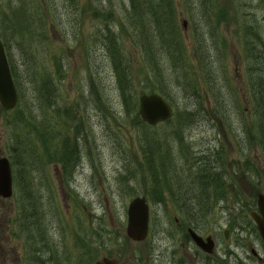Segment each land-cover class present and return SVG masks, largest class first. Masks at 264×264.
<instances>
[{
    "label": "rangeland",
    "instance_id": "374dc122",
    "mask_svg": "<svg viewBox=\"0 0 264 264\" xmlns=\"http://www.w3.org/2000/svg\"><path fill=\"white\" fill-rule=\"evenodd\" d=\"M149 1H136L135 15L131 0H0V37L23 98L32 104L27 115L46 118L48 132L43 133L46 142H53L41 145L36 133L23 131L33 154L23 162L26 179L23 168H18L13 196L0 198V264L6 258L7 264H94L107 256L119 264H264V241L251 217L258 194L264 193L259 149L249 147L247 154L258 175L242 170V151L235 146L233 133L222 132L200 110L183 129L187 142L183 150L172 131L178 128H172L174 122L148 129L158 143L152 147L153 157L138 143L143 130L137 122L142 119L140 96L159 93L149 91V84L157 83L148 76V61L133 41L134 29L143 32L146 26L139 16L153 14L149 7L155 2ZM173 4L184 47L177 63L188 68L187 78L202 90L205 107L215 106L204 91L208 78L196 57V46H206L204 56L226 75L219 84L237 89L228 99V120L242 137V115L249 122L253 104L247 74L252 61L243 23L259 21L264 37V0H173ZM219 5H230V13L215 25ZM23 16L26 24L20 23ZM132 17L138 18L139 26H133ZM116 48L132 61L130 67L121 66L126 76L134 77L126 90L128 103L118 85L112 53ZM156 62L171 63L167 53ZM178 75L179 82L186 83L187 78L176 72L167 76L168 81L173 83ZM46 77L52 80L53 92L44 98L40 88ZM167 91L171 98L167 101L176 111L186 106L196 110L187 88L168 86ZM7 118L12 112L4 115L0 103V156L9 157L21 131ZM67 135L77 141L79 158L69 176L56 157L57 146L61 149ZM217 150L226 156L225 164L222 158L211 159L216 170L229 171L230 192L217 197L213 186L211 212L196 215L192 225L205 239L215 238L216 248L208 253L191 240L187 233L191 218L181 214L173 192L179 179L191 181L190 167L199 164L195 157L209 162ZM137 196L147 197L151 207L150 232L142 241L126 232L128 205Z\"/></svg>",
    "mask_w": 264,
    "mask_h": 264
},
{
    "label": "trees",
    "instance_id": "16d2710c",
    "mask_svg": "<svg viewBox=\"0 0 264 264\" xmlns=\"http://www.w3.org/2000/svg\"><path fill=\"white\" fill-rule=\"evenodd\" d=\"M136 1L131 0V9L132 12L136 15V11L139 10L136 5ZM149 2H155V4L151 5L149 8L153 11L152 16L144 15L145 18L139 16L142 20V26H145V30L143 32H138L134 29L133 41L136 47L144 52L146 57V67L148 68V76L153 77L154 81L157 83V86L154 87L153 84H149V91H159L167 100L171 99L170 94L167 91L168 86H180L187 88L188 94L191 97H194V108L196 110H189L188 106L184 108L183 111H176L172 118L167 120L165 123L174 122L172 128H176L172 130L175 134V140L178 142L182 150L183 146L187 143L183 136V129L186 126L189 120H193L196 116H198V111H203L205 118L208 121H212L213 125L219 127L222 132H226L229 135H232L235 141V146L242 151V159L243 169H248L251 171V174L258 175V170H254L253 164L254 162L250 160L248 157V149H259L261 151V155L264 161V37L262 34V24L259 21H256L254 24L243 23L245 26V35L243 38L246 40L245 44L249 46L248 52L249 61H252V65L248 66L247 74L249 78V91L252 99V109H251V119L250 121H245L244 116L242 115L241 120V132L244 133L242 137H239V134L234 129V125L231 124V113L228 111V99L229 96L234 95L237 92V89L233 90L229 85L219 84L221 81H226V75L223 70H217L213 68L212 62L204 56V51L206 46L203 44L196 46V57L199 59V66L201 72L208 78L207 86L205 90L209 99L214 101L215 106H211L210 108L205 107L203 100L201 98L202 90L198 86H193L191 81L187 78L188 68H183V64H178V60L181 55L184 53L183 41L181 40L180 34L178 38L179 28L177 26L176 20H174L175 8L173 4V0H150ZM148 2V3H149ZM230 5L226 6H218V12L220 13L219 18L215 21V25L218 24L222 20H226L228 14L230 13ZM234 12L235 8L233 6ZM156 10V12H155ZM214 14V11H213ZM28 18L23 16L21 24H26ZM133 26H139L140 21L137 17H132ZM258 20V19H257ZM213 30V28H212ZM211 30V31H212ZM251 38L252 41H248ZM179 40V41H178ZM204 48V49H203ZM113 58H115V65L117 67L118 72V85L119 89L122 93V97L126 100V90L128 85L134 81L133 76H126L125 70L121 69L122 65L127 67L131 66V58L129 55L123 53V50L116 48L112 51ZM116 53V56H115ZM129 53V52H128ZM167 53L168 60L171 62L168 65L158 63L156 60L159 57H162L163 54ZM153 59L154 62L150 61ZM10 60V59H9ZM253 62H255L256 66H253ZM11 70L14 79H16V72L10 62ZM223 71V72H222ZM176 73H181L183 79L186 80V83L179 82L178 75L174 82H169L167 76ZM222 72V74H220ZM213 76H215L213 78ZM213 78V79H212ZM16 82L17 89L20 93L19 101L17 106L11 110L12 118L8 119L10 124L14 126H18L20 128L21 133H19L18 139L15 141V146L12 147V151L9 152V158L12 163L14 179H16V174L18 168H23L24 178L26 179V165L23 163L24 159H29L32 157L33 152L29 151L28 148L32 146L30 139L25 137L26 133H23L24 129L29 128L30 133H36L37 140L41 145L44 143L52 146L53 142H46L45 132H48L46 127V118L43 116L42 118H38L34 113L32 116L27 115V113H32V104L28 102L27 99L23 98L22 92ZM179 82V83H178ZM52 80L48 77L44 80L43 87L40 88V94L44 98L52 95ZM192 89V90H190ZM145 91V89H144ZM24 99V100H23ZM128 100V99H127ZM126 100V102H127ZM44 102V101H43ZM128 103V102H127ZM170 103H172L170 101ZM126 105V104H125ZM227 105V106H226ZM42 107V106H41ZM191 108V106H190ZM10 110H6L3 108L4 115H7V112ZM8 122V123H9ZM138 123L143 126V130L139 131L138 143H140V147L144 149L148 157H153L152 147L158 144L154 141V139L150 138L148 133V129L150 130L151 126L148 125L145 121L138 118ZM240 123V122H239ZM160 125V124H158ZM43 131H45L43 133ZM173 133H171L173 135ZM232 139V138H231ZM191 147V146H189ZM56 156L64 167V173L66 176L72 174V171L76 164L79 162L78 158V143L77 141H72L68 138V135L64 138L62 147L60 149L57 146ZM206 151V150H205ZM221 151V150H220ZM217 150L214 154H210L209 162L203 156H192L195 157L198 165H194L190 167V176L191 181H185L184 179H179L176 183L179 184L176 189H174L175 199L178 203L181 214H183L187 218H191V226L195 224L194 217L198 214L206 216L209 214L212 208V202L214 196L212 195L211 188L214 186L217 187L216 196H221L222 191L227 193L230 192V185L227 184L226 176L230 173L224 168L222 171L216 170V166L213 165V160L211 157H214L216 161L222 158V162L226 161V156L220 153ZM192 153V151H191ZM190 154V150L188 151ZM150 158L146 161L148 162ZM220 161V164L222 163ZM152 163V159H151ZM223 166V163L221 164ZM225 167V166H224ZM30 171V170H28ZM242 171L240 174H243ZM234 174H239L237 171H234ZM251 175V176H253ZM226 179V180H225ZM189 187V189H184V187ZM215 190V189H214ZM213 190V191H214ZM151 198H154L153 196Z\"/></svg>",
    "mask_w": 264,
    "mask_h": 264
},
{
    "label": "water",
    "instance_id": "95a60500",
    "mask_svg": "<svg viewBox=\"0 0 264 264\" xmlns=\"http://www.w3.org/2000/svg\"><path fill=\"white\" fill-rule=\"evenodd\" d=\"M19 93L12 75L6 49L0 38V103L11 110L16 107ZM140 114L142 119L150 125H157L172 117L173 108L170 103L159 93H145L140 96ZM13 194V171L10 159L0 156V197L7 199ZM258 210L252 211L251 216L257 224L258 231L264 241V193L258 194ZM150 206L147 198L137 196L128 205L127 235L136 241L144 240L149 231ZM188 232L198 247L205 252L212 253L215 250V240L212 236L206 239L192 227ZM228 237V231H225ZM254 255H258L255 249ZM94 264H118L117 259L104 257Z\"/></svg>",
    "mask_w": 264,
    "mask_h": 264
},
{
    "label": "flooded vegetation",
    "instance_id": "af4514ba",
    "mask_svg": "<svg viewBox=\"0 0 264 264\" xmlns=\"http://www.w3.org/2000/svg\"><path fill=\"white\" fill-rule=\"evenodd\" d=\"M175 220L177 221V223L179 224V225H181V223H180V221L178 222V220H177V218H175ZM188 228V227H187ZM5 229H2V231H4ZM3 249H8L6 246H5V248L3 247ZM2 249V250H3ZM6 256H7V254H4V257L6 258ZM4 262V264H7V258L3 261Z\"/></svg>",
    "mask_w": 264,
    "mask_h": 264
}]
</instances>
